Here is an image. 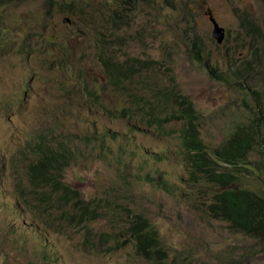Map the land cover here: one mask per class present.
<instances>
[{"label":"rangeland","instance_id":"obj_1","mask_svg":"<svg viewBox=\"0 0 264 264\" xmlns=\"http://www.w3.org/2000/svg\"><path fill=\"white\" fill-rule=\"evenodd\" d=\"M208 11L223 27L221 42ZM1 15L8 31L0 38V264H146L132 242H122L121 225L135 213L158 231L164 264H264L251 237L209 215L216 188L189 177L180 118L165 133L110 114L135 111L156 83L193 102L207 146L222 143L234 124L248 121L252 91L264 83L262 70L251 69L260 41L251 37V18L264 39L259 0H84L71 14L47 0H21L0 3ZM98 46L123 67L134 64L133 78L112 84ZM143 62L150 67L142 70ZM44 135L70 150L62 179L93 201L98 218L62 224L60 208L48 212L34 195L16 191L28 178L19 180L25 172L11 169V157ZM243 180L264 188L261 174ZM101 232L120 239L116 250L91 247Z\"/></svg>","mask_w":264,"mask_h":264},{"label":"trees","instance_id":"obj_2","mask_svg":"<svg viewBox=\"0 0 264 264\" xmlns=\"http://www.w3.org/2000/svg\"><path fill=\"white\" fill-rule=\"evenodd\" d=\"M21 0H0L2 4H8ZM84 0H72L73 5H80ZM264 5V0H259ZM0 20V38L8 30H3V16ZM114 23L111 25L113 27ZM261 32L260 27L251 18V37L260 41L251 50V69L259 67L264 74V39L263 36H255ZM4 47V42L0 45ZM107 46H98V58L103 63L104 71L112 84L118 85L124 80L133 78L135 65L123 67L121 63L106 51ZM191 51L197 57L200 49L192 44ZM142 70L150 67L149 62L141 64ZM247 67L244 68L246 70ZM213 78L220 79L219 74H214L209 68ZM124 86V85H123ZM135 102V111L130 108L115 109L113 115L143 118L155 115L159 124L161 115L158 111V103L155 100ZM173 100V99H172ZM181 104L186 107L185 113H180L177 118L181 120V147L189 168L192 169V178L202 177L203 180L215 186L213 198L208 205V213L211 217L226 221L229 226L251 237L258 246L260 256L264 260V188L259 192L242 185L243 178L249 175L264 178V83L251 94V113L247 122H239L224 140V142L207 146L199 138L198 114L192 102L186 96L181 95ZM166 120H172L175 113L166 115ZM176 118V119H177ZM40 143L33 146L34 159L29 167V173L19 180L28 178V185L16 183V191L20 194L34 195L39 205H44L48 212L60 208V222L77 226L84 222L96 219L100 213L92 200H85L76 189L64 182L63 170L70 160V150L62 145H52L44 137ZM209 148V150L206 148ZM255 153L256 159H250ZM13 171H20L19 162L12 161ZM257 174V175H255ZM57 193L53 197L50 190ZM53 197L57 203L49 201ZM38 205V206H39ZM127 224L121 225L123 230V243L132 242L137 256L146 264H164L166 248L162 245L158 231L150 224L148 218L140 213H135ZM51 225H57L51 222ZM58 226V225H57ZM89 234V229L86 230ZM109 241L110 245L103 247L102 242ZM120 239L108 233H99V240H90L94 249L113 251L117 249Z\"/></svg>","mask_w":264,"mask_h":264},{"label":"clouds","instance_id":"obj_3","mask_svg":"<svg viewBox=\"0 0 264 264\" xmlns=\"http://www.w3.org/2000/svg\"><path fill=\"white\" fill-rule=\"evenodd\" d=\"M130 1L136 2V0H130ZM169 5H172V2L169 1ZM47 6L49 8L55 9L61 13L66 12V13L71 14L75 10L77 5H73L72 0H47ZM67 6H69V7L66 8ZM70 7H71V9H70ZM146 84L148 85V83H146ZM150 89H151L150 94L143 93L140 96L141 97L140 103L144 102L147 99L157 101V103H158L157 108H158V111L161 115V120L159 121V124L156 123V116L155 115L145 116L143 118H140V116H138V119L144 127H152V126L159 127L161 132L166 133L168 130L172 129L171 127H166V126L167 125H169V126L173 125L177 116L182 112L185 113V111L187 110L186 107L181 104V95H184V94L179 93L176 90H171V91H169V93H167L164 88H161L156 83L152 84ZM184 96H186V95H184ZM170 102H172V107L169 110H167ZM192 104H193V102H192ZM193 106H194V104H193ZM113 111H115V110H112L110 112V114ZM249 111L251 112V108ZM170 112L175 113V117L172 120H166V117H167L166 115ZM233 128H234V126H233ZM180 131H181V126L179 128V132ZM44 137L46 138L47 135L42 136L40 141L35 142L34 144H29V143L25 144L13 157H11L10 166H11L12 161H17V162H19L20 171H24L25 173L28 174L29 173V167L32 164L33 159H34L33 146L36 143L42 142L41 140ZM180 142H181V139H180ZM222 142H224V140ZM184 159H185V163H186V167H187L189 177L192 178V169L189 168L188 161L185 158V155H184ZM11 169H12V166H11ZM193 179L196 181H199V180H203L204 178L195 177Z\"/></svg>","mask_w":264,"mask_h":264},{"label":"water","instance_id":"obj_4","mask_svg":"<svg viewBox=\"0 0 264 264\" xmlns=\"http://www.w3.org/2000/svg\"><path fill=\"white\" fill-rule=\"evenodd\" d=\"M208 15L209 20L212 22L213 25L212 35L216 38L218 42H221L223 36V27L219 26L217 20L215 19V17H213L210 11H208Z\"/></svg>","mask_w":264,"mask_h":264}]
</instances>
